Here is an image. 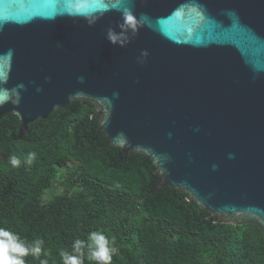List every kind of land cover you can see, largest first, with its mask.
I'll return each mask as SVG.
<instances>
[{
	"label": "water",
	"instance_id": "obj_1",
	"mask_svg": "<svg viewBox=\"0 0 264 264\" xmlns=\"http://www.w3.org/2000/svg\"><path fill=\"white\" fill-rule=\"evenodd\" d=\"M0 89H18L0 116L20 139L92 105L112 147L152 162L153 192L264 235V0H0Z\"/></svg>",
	"mask_w": 264,
	"mask_h": 264
},
{
	"label": "trees",
	"instance_id": "obj_2",
	"mask_svg": "<svg viewBox=\"0 0 264 264\" xmlns=\"http://www.w3.org/2000/svg\"><path fill=\"white\" fill-rule=\"evenodd\" d=\"M96 115L74 102L31 124L22 139L17 119L0 116V227L44 241L26 264H63L60 252L93 231L114 242L113 264H264L257 226L223 224L169 187L153 192L160 178L152 162L112 147ZM12 155L18 168L8 163ZM61 171L62 192L44 202ZM83 264L94 262L85 255Z\"/></svg>",
	"mask_w": 264,
	"mask_h": 264
},
{
	"label": "clouds",
	"instance_id": "obj_3",
	"mask_svg": "<svg viewBox=\"0 0 264 264\" xmlns=\"http://www.w3.org/2000/svg\"><path fill=\"white\" fill-rule=\"evenodd\" d=\"M124 19L127 24H134L135 18L130 11H125ZM19 85L18 89L23 88ZM18 89H0V107L6 103H16L14 94ZM37 153L30 152L25 163L32 164L36 159ZM8 163L13 168H18L21 165V160L12 155L8 159ZM44 241L42 239H34L31 243L6 228L0 227V264H26L25 258L29 255L39 258L42 254ZM117 249L114 242L110 241L105 234L99 231H93L89 234L87 241L76 240L72 245V251H61L60 257L63 264H83L85 255L89 262L94 264H113V255ZM47 256V253H44ZM40 264H48L47 259L40 261Z\"/></svg>",
	"mask_w": 264,
	"mask_h": 264
},
{
	"label": "rangeland",
	"instance_id": "obj_4",
	"mask_svg": "<svg viewBox=\"0 0 264 264\" xmlns=\"http://www.w3.org/2000/svg\"><path fill=\"white\" fill-rule=\"evenodd\" d=\"M65 173H66L65 171H61L60 174H59V176H60L61 174H65ZM61 177H62V176H60V177H59V180H57V181L55 182L54 186H53L51 189H49V190L47 191L46 195H45L44 198H43V201H44V202L49 201L50 199L53 198V196H55V195H57V194H60V193L62 192V190H63V184H62Z\"/></svg>",
	"mask_w": 264,
	"mask_h": 264
},
{
	"label": "flooded vegetation",
	"instance_id": "obj_5",
	"mask_svg": "<svg viewBox=\"0 0 264 264\" xmlns=\"http://www.w3.org/2000/svg\"><path fill=\"white\" fill-rule=\"evenodd\" d=\"M199 1H200V0H199ZM228 6H229L231 9L233 8L232 4H229Z\"/></svg>",
	"mask_w": 264,
	"mask_h": 264
}]
</instances>
